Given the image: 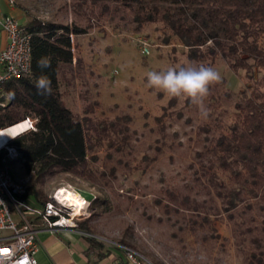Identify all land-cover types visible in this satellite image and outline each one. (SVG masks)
I'll return each instance as SVG.
<instances>
[{
    "label": "rangeland",
    "instance_id": "1",
    "mask_svg": "<svg viewBox=\"0 0 264 264\" xmlns=\"http://www.w3.org/2000/svg\"><path fill=\"white\" fill-rule=\"evenodd\" d=\"M16 7L21 10L18 19L22 25L37 17L89 30L75 37L74 65L61 72L62 98L79 119L87 118L90 124L115 122L129 115L136 133L124 155L115 154L107 141L89 151L93 170L109 174L112 168L116 170V178H108L110 184L103 186V191L97 184L71 174L35 182L34 175H26L20 163L13 167L16 177L28 179L29 186L34 185L47 201L58 189L71 186L88 201L84 212L74 214L77 227L88 222L89 234L113 248L121 246L122 240L130 242L148 264H247V244L237 245L235 221L226 213L211 216L210 224L193 230L181 217L185 215L188 221L191 213L180 216L165 211V206L170 207L166 191L179 188L188 193L186 182H193L192 174L200 167L197 153L204 149L207 138L234 123L237 101L255 83L246 70L235 72L220 57L214 63L191 61L182 45L161 43V24L146 25L136 32L135 25L120 19L122 13L114 14V6L109 14L103 13L101 5L79 7L74 0H17ZM142 39L151 45L149 55L141 51ZM78 59L81 66L76 63ZM188 64L211 66L221 74L222 81L212 86L205 101L207 118L196 106H187L186 98H178L176 105L169 107L174 97L147 86L148 72ZM255 77L264 81V69ZM164 107L168 108L166 135L156 122ZM204 127H210L211 132H204ZM109 152L115 154L112 160ZM93 157L98 160L92 162ZM216 171L232 186L228 173L220 168ZM197 189L199 193L192 192V197H208L201 186ZM96 198L98 202L92 203ZM106 200L111 203L109 211L104 207ZM217 202L222 205L221 200ZM241 219L237 215L235 220ZM261 221L258 217L255 222Z\"/></svg>",
    "mask_w": 264,
    "mask_h": 264
},
{
    "label": "trees",
    "instance_id": "2",
    "mask_svg": "<svg viewBox=\"0 0 264 264\" xmlns=\"http://www.w3.org/2000/svg\"><path fill=\"white\" fill-rule=\"evenodd\" d=\"M76 6L101 5L103 13H122V20L135 25L140 32L146 25L161 24L163 45L178 43L187 49L188 59L195 62L217 58L224 59L229 67L238 72L246 70L251 84L236 103L234 123L228 130L208 137L204 149L197 153L200 167L192 174L193 182H186L187 192L175 188L166 191L170 207L166 213H191L188 221L191 229L211 223V216L227 214L235 221L234 233L237 245L247 244V264H264V81L257 80L258 70L264 69V0H74ZM114 19V18H112ZM25 29L32 35L31 72L8 81L3 87L5 106H0V130L15 126L27 118L36 120V130H27L12 138L7 144L18 154L9 158L8 164L20 163L26 175H34L35 182L51 180L59 175L71 174L83 177L93 185L108 186V178H116V170L110 174L93 170L89 151L103 146L115 154L124 155L131 149L135 132L131 129L132 118L123 115L115 122H99L79 119L65 104L61 92V72L73 67L75 37L89 32L78 25L61 24L31 18ZM48 57L51 66L41 68L38 61ZM81 66V61L76 62ZM47 76L51 81V94H40L35 86L37 78ZM256 79V80H255ZM212 86L210 87V91ZM178 98H172L169 107H174ZM189 107L195 106L188 99ZM168 108L156 118L159 131L167 134L165 117ZM210 133V127H204ZM161 150H157L159 153ZM8 153L0 151L1 159ZM114 153L108 154L109 159ZM95 157V156H94ZM92 158L96 162L98 158ZM122 162V159H119ZM216 168L229 174L228 182L220 178ZM15 174V172H14ZM102 180V181H101ZM201 186L207 192L206 199L191 195L199 193ZM25 197L37 206L47 202L42 199L34 185H30ZM34 198V201H32ZM93 199L92 203L98 202ZM221 200L220 205L217 201ZM106 211L111 203L104 201ZM243 205V208L241 206ZM168 213V214H169ZM242 217L236 221V216ZM262 217V225L255 221ZM186 224V225H187ZM79 230L92 233L88 222H80ZM183 229V227H181ZM93 249L103 250L105 244L90 236ZM120 247H130L122 240ZM134 249V248H133ZM125 251V250H124ZM109 252H101L103 257Z\"/></svg>",
    "mask_w": 264,
    "mask_h": 264
},
{
    "label": "built area",
    "instance_id": "3",
    "mask_svg": "<svg viewBox=\"0 0 264 264\" xmlns=\"http://www.w3.org/2000/svg\"><path fill=\"white\" fill-rule=\"evenodd\" d=\"M7 2L11 8L16 7L17 0ZM0 26L9 39L7 47L0 51V106H5L6 102L1 99L4 85L31 72L32 35L13 15L0 19ZM140 43L142 53L149 55V41L142 39ZM26 122L29 124L28 130L37 129L36 120L27 118ZM7 145L0 147V151H8L0 163V264H39L36 258L39 247L38 228H77L75 215L65 201L60 199L64 188L58 189L44 205L33 206L29 203L25 197L29 181L17 178L9 166L8 159L18 157V154ZM69 189L76 192L71 186ZM84 200L88 205V201ZM122 247L132 264H148L135 249Z\"/></svg>",
    "mask_w": 264,
    "mask_h": 264
},
{
    "label": "crops",
    "instance_id": "4",
    "mask_svg": "<svg viewBox=\"0 0 264 264\" xmlns=\"http://www.w3.org/2000/svg\"><path fill=\"white\" fill-rule=\"evenodd\" d=\"M20 13L21 10L17 7L11 8L7 0H0V19L6 15L19 18ZM8 43V36L0 26V51L4 50ZM38 229L39 247L36 258L39 264H132L123 248H113L105 244L103 250L93 249L89 241L91 235L78 228L51 230L40 226ZM105 251L109 253L101 257V252Z\"/></svg>",
    "mask_w": 264,
    "mask_h": 264
},
{
    "label": "clouds",
    "instance_id": "5",
    "mask_svg": "<svg viewBox=\"0 0 264 264\" xmlns=\"http://www.w3.org/2000/svg\"><path fill=\"white\" fill-rule=\"evenodd\" d=\"M38 66H51L50 58L42 57ZM222 77L214 67L203 64H188L180 67H169L164 70L147 73V86L174 98H186L195 105L201 116L207 118L208 109L205 104L209 96L210 87L219 84ZM36 88L43 95L51 94V81L47 76H40L35 83Z\"/></svg>",
    "mask_w": 264,
    "mask_h": 264
},
{
    "label": "bare ground",
    "instance_id": "6",
    "mask_svg": "<svg viewBox=\"0 0 264 264\" xmlns=\"http://www.w3.org/2000/svg\"><path fill=\"white\" fill-rule=\"evenodd\" d=\"M29 129V124L24 121L15 126L9 127L4 130H0V147H4L7 143L17 135L27 131ZM61 198L65 201L66 205L69 206L74 214L81 213L85 211L87 206L84 197L79 193L73 192L67 187H63Z\"/></svg>",
    "mask_w": 264,
    "mask_h": 264
},
{
    "label": "snow or ice",
    "instance_id": "7",
    "mask_svg": "<svg viewBox=\"0 0 264 264\" xmlns=\"http://www.w3.org/2000/svg\"><path fill=\"white\" fill-rule=\"evenodd\" d=\"M6 251V250H5Z\"/></svg>",
    "mask_w": 264,
    "mask_h": 264
}]
</instances>
